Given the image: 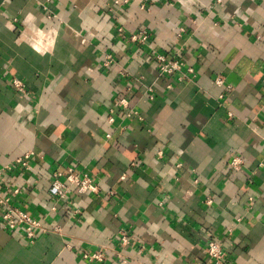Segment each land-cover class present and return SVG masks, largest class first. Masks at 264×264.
I'll use <instances>...</instances> for the list:
<instances>
[{"label": "crops", "instance_id": "obj_1", "mask_svg": "<svg viewBox=\"0 0 264 264\" xmlns=\"http://www.w3.org/2000/svg\"><path fill=\"white\" fill-rule=\"evenodd\" d=\"M5 165L17 206L60 231L27 244L0 221V264H215L209 240L224 264H264V0H0ZM70 166L99 191L56 200Z\"/></svg>", "mask_w": 264, "mask_h": 264}, {"label": "built area", "instance_id": "obj_2", "mask_svg": "<svg viewBox=\"0 0 264 264\" xmlns=\"http://www.w3.org/2000/svg\"><path fill=\"white\" fill-rule=\"evenodd\" d=\"M35 30V29H34ZM53 31H43L37 29L35 31V37H32L31 43L33 48L41 49L46 45H50V40L53 38ZM148 33L146 30H142L139 35L133 36L135 39L145 40ZM44 41V42H43ZM46 45H45V44ZM106 63L109 64L112 61L110 55H107ZM156 59L160 63V71L163 74H172L178 70H181L183 62L177 59H167L163 54L156 55ZM215 82L219 86H224V78L219 76L215 79ZM14 86L20 91L25 92L26 87L24 82L19 78H14ZM228 87V86H227ZM223 95H221L222 97ZM119 103L127 111L126 116L138 117L143 119L138 111L130 108L126 98H120ZM109 120L113 121V116H109ZM161 155L162 152H159ZM33 155L32 152H27L24 156L15 160L16 163L28 167L30 165V158ZM243 164V158L239 155H232L229 159V165L233 170H238ZM9 166L5 165L0 168V183L7 185L6 175L8 173ZM51 186L53 195L56 200H65L68 198L70 192L74 190L78 194L84 193H97L99 191V185L94 181L92 176L86 172L78 171L76 168L70 166L67 171L54 170L52 172ZM20 192L19 188L11 189L9 186H0V221L1 225L10 232H16L18 230L23 231V243L33 244L36 239L41 235L50 231H60L57 226L45 225L42 219L34 217L28 211L21 209L14 201V196ZM211 202V200H208ZM56 210V206L52 207ZM79 213V210H75ZM122 244L126 245L130 242V237L126 231L121 232ZM206 252L208 256L214 261L215 264H224L226 260V251L222 248L221 244L215 240H209L206 246ZM83 257L89 261L101 262L104 260V254L100 251H94L90 253H84Z\"/></svg>", "mask_w": 264, "mask_h": 264}]
</instances>
